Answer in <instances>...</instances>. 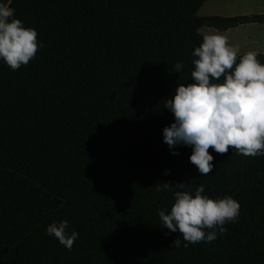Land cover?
<instances>
[{"label": "trees", "instance_id": "obj_1", "mask_svg": "<svg viewBox=\"0 0 264 264\" xmlns=\"http://www.w3.org/2000/svg\"><path fill=\"white\" fill-rule=\"evenodd\" d=\"M206 1H11L43 47L16 71L0 61V264H264V155L209 148L214 167L200 176L190 147L171 155L162 141L173 122L164 98L191 82L199 30L264 24L198 17ZM201 183L235 199L239 216L184 247L157 210ZM61 220L79 234L70 251L45 234Z\"/></svg>", "mask_w": 264, "mask_h": 264}, {"label": "clouds", "instance_id": "obj_2", "mask_svg": "<svg viewBox=\"0 0 264 264\" xmlns=\"http://www.w3.org/2000/svg\"><path fill=\"white\" fill-rule=\"evenodd\" d=\"M0 3V61L16 71L35 57L38 47L37 32L26 28L14 18V9ZM190 72L191 82L176 84L170 97L164 98L163 107L173 116V122L162 129V141L171 155H178L177 146L191 148L188 160L200 176L213 170V156L232 151L243 156L264 155V63L257 59L256 51L240 54L238 45L218 32L202 35V42L194 47ZM239 57V58H238ZM182 62L174 65L182 70ZM213 81H216L215 83ZM164 175L170 170L165 169ZM192 181L173 186L163 182L157 191L184 189ZM205 192L204 184L195 187L194 193L177 190L169 210L158 209L162 227L169 233H179L187 243L212 242L223 234L226 222H235L239 216V203L225 195L215 199ZM67 250H71L78 232L69 231V222L53 221L45 228ZM175 238L172 247H179Z\"/></svg>", "mask_w": 264, "mask_h": 264}, {"label": "rangeland", "instance_id": "obj_3", "mask_svg": "<svg viewBox=\"0 0 264 264\" xmlns=\"http://www.w3.org/2000/svg\"><path fill=\"white\" fill-rule=\"evenodd\" d=\"M197 15L198 17L219 16L225 18L254 15L264 16V0H207ZM210 32L222 34V32L209 28L199 30L200 35ZM232 34L231 41L229 42H231L230 44L238 45L240 53L243 51H254L257 48V46H253L250 43H240V40L245 42L246 38H258L261 42V47H264V24L240 26L233 30Z\"/></svg>", "mask_w": 264, "mask_h": 264}, {"label": "crops", "instance_id": "obj_4", "mask_svg": "<svg viewBox=\"0 0 264 264\" xmlns=\"http://www.w3.org/2000/svg\"><path fill=\"white\" fill-rule=\"evenodd\" d=\"M0 3H7V0H0ZM248 25H250V24H248ZM243 26H247V25H243ZM239 27H237V28H239ZM237 28H235V29H237ZM235 29H230V30H228L226 32H222V35H224V36H226L228 38V42L231 41L230 38L233 35L232 31L235 30ZM252 39H255V38H246L245 42L243 40H240V43H250L253 46H257L256 50H254V51H256L258 54H264V47H261L260 40L258 38H257L258 40L257 39L252 40ZM229 43H231V42H229ZM244 52H246V51H243L242 53H244ZM242 53H240V54H242Z\"/></svg>", "mask_w": 264, "mask_h": 264}]
</instances>
